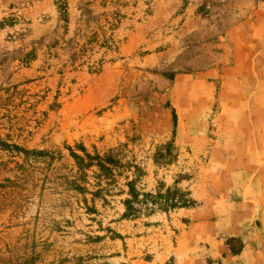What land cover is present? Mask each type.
Instances as JSON below:
<instances>
[{
    "label": "rangeland",
    "instance_id": "obj_1",
    "mask_svg": "<svg viewBox=\"0 0 264 264\" xmlns=\"http://www.w3.org/2000/svg\"><path fill=\"white\" fill-rule=\"evenodd\" d=\"M67 12L0 0V264H220L211 244L241 242L213 222L251 155L264 169V0H67ZM79 146L112 151L113 175L79 178ZM134 165L136 190L188 192L213 226L192 208L124 218Z\"/></svg>",
    "mask_w": 264,
    "mask_h": 264
},
{
    "label": "crops",
    "instance_id": "obj_2",
    "mask_svg": "<svg viewBox=\"0 0 264 264\" xmlns=\"http://www.w3.org/2000/svg\"><path fill=\"white\" fill-rule=\"evenodd\" d=\"M256 70V80L263 79L258 74V60L256 62ZM256 91L258 96L259 91ZM261 109L259 106H256L254 111L256 114L254 127L257 133L261 127L263 128V110ZM244 112L242 115L243 120L239 122L241 129L248 128L247 115H244L247 111ZM243 137L247 139V135ZM258 139L256 136V140ZM260 157L263 159L262 155H251V162L254 161L255 163H251L252 167L245 169L240 174V187L242 189L238 190L239 196L230 205H227L230 210L227 211L226 218L223 217V219H220L222 217L219 216L216 222H208L207 220L214 217V215L217 216V214L216 212L213 213L206 204L197 205L190 210L189 215L193 221H202L201 224H207L209 227L213 226V223L220 226L221 222L228 221L226 225L223 222L225 225V234L224 232L223 234L227 238L238 239L241 242L242 247L238 254H231L226 245L211 244L207 257H211L213 261L219 260L220 264H264V189H261L264 188V184L261 183V178L264 176V169L256 166L258 164V158ZM247 187L251 188L253 194L244 196V190ZM193 226H196L195 223H193Z\"/></svg>",
    "mask_w": 264,
    "mask_h": 264
},
{
    "label": "trees",
    "instance_id": "obj_3",
    "mask_svg": "<svg viewBox=\"0 0 264 264\" xmlns=\"http://www.w3.org/2000/svg\"><path fill=\"white\" fill-rule=\"evenodd\" d=\"M55 3L60 18L66 22L68 17L67 0H55ZM172 125L173 128H175L176 114L174 110H172ZM79 147V150L83 153V156L77 155L72 149L68 148L70 156L74 159L77 168L80 171L81 175H79V178L85 176V171L89 170L93 166L99 171L98 176L109 178L113 175V170L118 167L117 163L119 164V162L112 156V151L102 157L98 154H90L83 146ZM173 148L174 146L172 142L166 144L162 155H168L167 157H169ZM131 167L135 169V177L129 180L126 184L128 191L127 198L123 201L125 208V212L123 214L124 218H137L139 214L142 213V209L146 206H149V209L144 210V213L149 216L153 214L155 210L167 213L168 211L174 209H189L197 206L196 201L190 197V193L182 192L177 187L158 188L154 193L139 192L135 188V182L140 170L136 165ZM79 178L76 179V181L69 182V184L75 191L84 193L86 189L79 185ZM226 245L228 246L231 254H238L242 247L240 244L239 248L234 250L233 245L229 243Z\"/></svg>",
    "mask_w": 264,
    "mask_h": 264
}]
</instances>
